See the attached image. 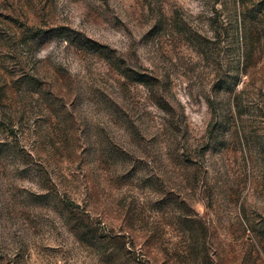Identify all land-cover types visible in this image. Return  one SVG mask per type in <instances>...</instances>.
<instances>
[{
	"label": "rangeland",
	"instance_id": "rangeland-1",
	"mask_svg": "<svg viewBox=\"0 0 264 264\" xmlns=\"http://www.w3.org/2000/svg\"><path fill=\"white\" fill-rule=\"evenodd\" d=\"M237 5L0 0V264H264V38L242 61ZM64 194L125 258L75 239Z\"/></svg>",
	"mask_w": 264,
	"mask_h": 264
},
{
	"label": "trees",
	"instance_id": "trees-1",
	"mask_svg": "<svg viewBox=\"0 0 264 264\" xmlns=\"http://www.w3.org/2000/svg\"><path fill=\"white\" fill-rule=\"evenodd\" d=\"M236 13L238 19L240 20V30L238 39L242 46V61L252 58L256 50V46L260 44L262 38H264V0H237ZM33 32V31H32ZM37 32L32 34V38H36ZM58 36L67 44L75 47L79 51L95 54L106 62V64L115 70L118 75H120L128 84L131 85H142L144 87H152L153 84L151 80L144 75L130 69L128 65L120 58L115 56L113 53L109 52L108 49L102 45H99L87 37L83 36L81 33L75 32L67 28H60L58 31ZM31 35V34H30ZM40 44V43H39ZM247 66H245L246 68ZM221 92L225 94H231V85L228 81L221 84ZM154 94L156 103L160 100L157 97V92L153 90L151 92ZM242 116L240 112V105L238 101V96H235L230 101V106L228 112H224L221 109V117L227 122L231 120L235 124ZM229 117V118H228ZM60 205L67 216V227L69 231L73 234L78 242L89 246L88 248L103 250V254L111 253L116 254V252L122 251V257L125 258L124 247H90L94 246L95 243L102 242V244H109L110 237L100 236L98 230L92 228L87 222L86 212L75 204L72 200L67 198V195L60 197ZM252 230V229H251ZM254 232V231H252ZM115 246V242H110V246ZM129 261V260H128ZM131 264H139L138 261H132ZM141 264V263H140Z\"/></svg>",
	"mask_w": 264,
	"mask_h": 264
}]
</instances>
